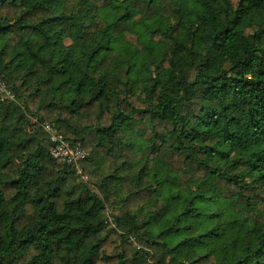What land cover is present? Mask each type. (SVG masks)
I'll return each mask as SVG.
<instances>
[{
  "label": "trees",
  "instance_id": "1",
  "mask_svg": "<svg viewBox=\"0 0 264 264\" xmlns=\"http://www.w3.org/2000/svg\"><path fill=\"white\" fill-rule=\"evenodd\" d=\"M0 264H264V0H0Z\"/></svg>",
  "mask_w": 264,
  "mask_h": 264
},
{
  "label": "built area",
  "instance_id": "2",
  "mask_svg": "<svg viewBox=\"0 0 264 264\" xmlns=\"http://www.w3.org/2000/svg\"><path fill=\"white\" fill-rule=\"evenodd\" d=\"M45 132L48 134L50 143V155L54 159L61 160L67 164H76L84 157V151L78 144L67 143L61 135L56 134L49 125H45Z\"/></svg>",
  "mask_w": 264,
  "mask_h": 264
},
{
  "label": "rangeland",
  "instance_id": "3",
  "mask_svg": "<svg viewBox=\"0 0 264 264\" xmlns=\"http://www.w3.org/2000/svg\"><path fill=\"white\" fill-rule=\"evenodd\" d=\"M231 2H232V4H233V6H236L238 0H231ZM2 98H4V97H2Z\"/></svg>",
  "mask_w": 264,
  "mask_h": 264
}]
</instances>
